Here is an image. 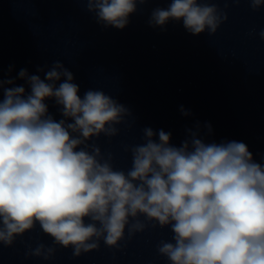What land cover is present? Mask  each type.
I'll use <instances>...</instances> for the list:
<instances>
[{
  "label": "clouds",
  "instance_id": "1",
  "mask_svg": "<svg viewBox=\"0 0 264 264\" xmlns=\"http://www.w3.org/2000/svg\"><path fill=\"white\" fill-rule=\"evenodd\" d=\"M147 2L86 0L98 23L116 29ZM229 2L240 0H225V8ZM247 2L253 11L264 7V0ZM170 20L182 21L192 35H213L228 14L205 0H171L153 9L148 23L163 27ZM258 35L264 40V29ZM19 77L30 93L0 80V245L12 247L38 224L53 246L29 247L26 257L49 260L57 245L80 257L101 241L119 248L126 231L131 239L151 225L173 234L156 246L169 264H264V165L245 143H205L189 130L177 147L171 133L145 128L144 143L124 145L131 167L116 168L113 153L89 141L119 135L130 109L100 89L81 98L73 73L59 61L44 79L26 69ZM48 99L60 106L58 122ZM181 112L189 114L182 106Z\"/></svg>",
  "mask_w": 264,
  "mask_h": 264
},
{
  "label": "water",
  "instance_id": "2",
  "mask_svg": "<svg viewBox=\"0 0 264 264\" xmlns=\"http://www.w3.org/2000/svg\"><path fill=\"white\" fill-rule=\"evenodd\" d=\"M170 2L148 0L124 29H116L98 23L86 0H0V80L12 79L4 88L24 86L27 94L30 87L20 70L44 79L59 61L73 73L81 98L100 89L130 109L119 135L89 141L112 152L116 168L131 167L124 145L144 143L145 128L171 133L170 143L177 147L190 137L189 130L205 143L243 142L264 165V40L258 35L264 7L253 11L240 0L225 8V0H205L225 10L228 20L213 35H192L182 21L149 25L152 10ZM45 103L57 122L63 118L54 99ZM172 235L168 227L149 225L131 239L126 231L119 248L101 241L98 250L73 257L71 248L57 245L55 255L44 260L26 257L29 247L53 246L37 224L12 247L0 245V264H169L156 246Z\"/></svg>",
  "mask_w": 264,
  "mask_h": 264
}]
</instances>
